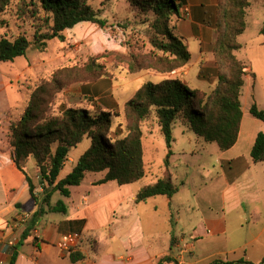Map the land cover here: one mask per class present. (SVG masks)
I'll return each instance as SVG.
<instances>
[{"label":"crops","instance_id":"obj_1","mask_svg":"<svg viewBox=\"0 0 264 264\" xmlns=\"http://www.w3.org/2000/svg\"><path fill=\"white\" fill-rule=\"evenodd\" d=\"M215 5L216 0H185L170 21L172 31L184 40L187 48L184 34L197 39L198 60L206 55L211 58L205 46L214 42L215 36L204 22ZM184 26L188 33H183ZM241 45L242 56L237 54L239 50L235 53L248 65L244 87L249 74L256 80L264 78V34L251 47L249 55L245 53V44ZM255 91L252 86V96H256ZM255 103L264 110V103L256 98ZM251 104L246 112L241 105L237 140L225 151L219 150L215 143L216 146H209L212 143L203 142L195 134L194 139L188 137L181 147L176 146L173 137L169 165L165 168L162 163L161 175H153L151 181L169 174L178 185L173 196L158 195L137 202L136 193L145 185L98 183L103 174L93 177L94 173H89L79 185L69 187V196L58 191L52 194L51 204L62 201L65 212L42 214L21 244V235L39 202L31 196L24 174L12 161L10 146H3L0 136V264H9L14 249L17 252L14 264H156L164 255H171L178 264L242 258L255 264L261 262L264 162H254L250 151L257 133L264 132V122L250 115ZM146 142L145 159L149 147ZM78 157L71 166L68 165L71 159L65 162L59 178L71 170ZM146 163L148 174L152 165L150 161ZM66 166L70 169L63 172ZM25 170L39 199L42 185L32 159ZM66 233L78 235L74 248L82 252L81 261L72 263L69 253L58 248L57 242Z\"/></svg>","mask_w":264,"mask_h":264},{"label":"trees","instance_id":"obj_2","mask_svg":"<svg viewBox=\"0 0 264 264\" xmlns=\"http://www.w3.org/2000/svg\"><path fill=\"white\" fill-rule=\"evenodd\" d=\"M106 0L102 2V5ZM132 10L137 9L151 16L143 30L151 47L156 51L159 71L171 72L188 67L191 54L182 40L171 29V18L185 0H126ZM13 5L15 18L29 22L33 28L31 39L21 33L13 39L0 35V61L9 62L25 56L34 45L44 49L47 42L63 38L62 32L76 24L89 21L99 27L107 26L100 18V8H94L90 0H0V27L8 24L6 12ZM249 0H218L214 26L218 36L205 46L212 52L217 67L216 86L210 93L189 88L178 78H166L161 82H145L125 103L127 123L122 132L110 135L113 119L118 117L114 110H89L82 107L62 106L58 111L50 107L51 92L45 82L31 92L26 106L19 117L10 121L6 135L11 148V158L29 185V191L36 203L30 223L21 235L26 238L38 218L46 212H65L62 201L51 204V196L58 191L69 196V187L79 185L89 173H102L97 182L115 181L130 184L146 175L145 139L152 129L162 135L166 155L165 168L172 154L173 125L181 123L196 137L206 143H215L219 150L231 148L238 137L241 118V89L247 63L237 57L241 48L238 37L247 28ZM264 34V26L259 29ZM98 66L89 63L86 69L97 72ZM99 73V72H98ZM57 92L62 90L56 79L51 82ZM251 116L264 122V110L253 102L249 108ZM146 130H145V129ZM87 138L89 146L79 155L71 170L59 178L70 152ZM254 162H264V132H258L250 151ZM29 159L38 170L42 185L41 197L34 195V185L25 167ZM178 191L169 174H164L155 182L138 190L135 199L144 201L158 195L173 196ZM17 252L13 251L9 264H14ZM82 252L73 248L69 252L72 263L83 259ZM178 264L171 255L160 257L156 264ZM207 264H255L245 259L224 261L213 259ZM257 264H264V258Z\"/></svg>","mask_w":264,"mask_h":264},{"label":"rangeland","instance_id":"obj_3","mask_svg":"<svg viewBox=\"0 0 264 264\" xmlns=\"http://www.w3.org/2000/svg\"><path fill=\"white\" fill-rule=\"evenodd\" d=\"M103 1L90 0V3L94 8L101 9L99 17L107 21V26L99 27L89 21L80 22L64 30L62 39L54 38L48 41L44 49L31 45L25 56L9 62L0 61V136L3 138V146H9L6 138L9 122L19 117L31 92L44 82L52 95L49 99L50 107L55 111L62 106H71L89 110L95 108L105 111L114 110L119 114L113 119L111 130L108 132L110 135L114 134V130L120 133L124 129L127 123L125 103L145 82L158 83L166 78H178L189 88L204 89L206 93H210L216 86L217 67L214 65L212 52L209 51L210 59L206 55L198 60L199 45L196 38L188 34L183 36L187 39L191 54L188 67L161 72L158 70L160 66L156 64V51L143 32L147 24L146 20L151 16L137 9L132 10L126 0H106L102 5ZM249 2L247 28L238 37L239 42L245 44L246 51H244L247 55L262 35L258 33V29L264 26V0H249ZM10 8L12 10L8 9L5 15L8 24L6 27H0V35L13 39L23 33L31 39L33 28L30 23L16 19L12 4ZM212 10L204 24L213 29V37L215 36L216 39L218 36L214 26L216 5ZM170 27L174 29L173 25ZM184 28L183 33H188L189 29L186 26ZM237 54L242 56L243 50H239ZM89 63L98 66L97 72L90 73L86 69ZM186 71L188 73H185ZM53 79H56L62 87L59 92L51 84ZM252 86L256 88V96H252ZM255 98L260 103H264V78L259 77L256 80L249 74L240 97L245 112L249 105L255 102ZM117 124H121L123 129L120 127L117 129ZM173 137L176 139V146L181 147L187 142L188 137L194 139L195 135L177 121L173 125ZM145 141H147L146 146H149L146 147L145 160L150 161L152 165L151 173L137 181V185L149 184L154 179L153 175H161V166L166 155L164 139L156 128L152 129V134L146 137ZM89 144L90 140L83 139L70 152L68 160L72 161H69L68 165L71 166V162H74L76 156L78 157ZM209 146L216 145L212 143ZM69 169V166H66L63 172ZM92 176L98 177L100 174L94 173ZM196 176L193 175V178ZM56 196L60 197L58 194ZM144 219L145 223H149V220Z\"/></svg>","mask_w":264,"mask_h":264},{"label":"built area","instance_id":"obj_4","mask_svg":"<svg viewBox=\"0 0 264 264\" xmlns=\"http://www.w3.org/2000/svg\"><path fill=\"white\" fill-rule=\"evenodd\" d=\"M78 235L74 233H66L64 234L61 239L57 242V246L63 252H70L76 243L78 242Z\"/></svg>","mask_w":264,"mask_h":264}]
</instances>
